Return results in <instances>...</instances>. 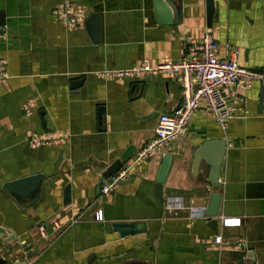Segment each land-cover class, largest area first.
<instances>
[{
	"label": "crops",
	"instance_id": "crops-1",
	"mask_svg": "<svg viewBox=\"0 0 264 264\" xmlns=\"http://www.w3.org/2000/svg\"><path fill=\"white\" fill-rule=\"evenodd\" d=\"M213 1L208 27L207 0H180L179 24L159 22L154 0H0L6 22L0 59L8 63V79L0 85V227L16 237L10 245L0 239V251L11 250L8 264H245L250 251L255 264H264V0ZM67 3L87 13L71 29L54 15ZM92 14L99 15L98 43L85 26ZM207 31L220 58L230 55L227 45L239 48L240 65L258 79L250 89L228 92L234 112L226 128L203 103L186 137L133 167L113 194L98 198L107 168L130 147L131 161L183 95L176 76L97 74L144 61L175 62ZM29 101L36 103L32 116L23 109ZM35 133H59L67 141L32 149L29 136ZM213 140L227 142L219 189L208 183L207 167L193 174L197 149ZM167 154L173 162L160 202L157 179ZM36 175L44 180L34 200L17 202L4 190ZM67 185L72 202L64 206ZM215 192L222 196L217 231L205 216ZM99 210L103 222L95 219ZM230 220L240 224L224 225ZM55 222L61 224L57 231ZM130 223L145 224L146 231L122 237L112 228Z\"/></svg>",
	"mask_w": 264,
	"mask_h": 264
},
{
	"label": "built area",
	"instance_id": "built-area-1",
	"mask_svg": "<svg viewBox=\"0 0 264 264\" xmlns=\"http://www.w3.org/2000/svg\"><path fill=\"white\" fill-rule=\"evenodd\" d=\"M54 15L67 28L71 29L84 22L87 13L84 9L67 3L56 9ZM6 37V27L0 25V38ZM230 55L220 58L219 46L210 32H205L200 42L191 43L183 52L182 57L170 63L151 65L144 61L138 66L126 70L103 71L97 76L101 79H140L145 76L166 74L176 76L180 80L182 101L160 116L154 137L135 154V157L112 178L104 180L101 186V196L108 197L127 180L130 170L148 161L157 151L168 144L187 136L189 124L194 115L204 103L215 122L226 128L227 122L233 117L234 108L227 99L232 87L250 89L258 75L243 68L239 63L240 49L227 45ZM8 79V63L0 59V85ZM236 102H243L236 98ZM36 108L35 101H29L23 109L27 116H32ZM67 141V135L59 133L31 134L29 145L32 149L43 146L57 145ZM196 216H203V213ZM104 212L99 210L95 219L104 221ZM240 220H230L224 225H239ZM61 228L59 222L52 225V230ZM39 233L48 239L46 226L40 225Z\"/></svg>",
	"mask_w": 264,
	"mask_h": 264
},
{
	"label": "water",
	"instance_id": "water-1",
	"mask_svg": "<svg viewBox=\"0 0 264 264\" xmlns=\"http://www.w3.org/2000/svg\"><path fill=\"white\" fill-rule=\"evenodd\" d=\"M156 14L159 17V22H164L165 24H179L183 19V7L180 0H154ZM215 13V3L213 0H207V21L208 27H211V23ZM173 15V19H172ZM5 14L0 13V25H5ZM86 29L91 34L94 43L99 42L100 25H99V15L92 14L85 23ZM83 83L82 81H76L73 83V89L79 88ZM99 123L104 122L105 109L100 108L98 110ZM132 147L127 149L120 159L116 160L112 165H110L107 170L103 173L102 179L100 180L97 187V197L101 196V186L104 180H108L114 177L130 160V157L134 153ZM227 142L225 140H213L205 142L201 147H199L195 153L193 174L198 176L201 168H208L207 181L215 189H219L221 170L223 162L226 156ZM173 162V155L167 154L164 157L163 164L159 177L157 179V189L156 198L162 202L163 201V184L167 178V175L171 169ZM44 176L36 175L21 179L18 181L7 183L4 186V190L9 192L11 196L17 202H25L26 200H34L36 196L40 193L43 184ZM222 196L220 193L215 192L211 195L209 207L205 213L209 221L210 227L215 231L218 229V213L220 209ZM72 202V192L71 185H67L63 191V205L68 206ZM113 230L119 233L122 237L132 236L146 231L145 224H115L113 225ZM0 239L5 245H10L16 242V237L12 233L3 227H0ZM11 254V250L0 251V264H8L5 259ZM255 254L250 251L248 254V259L245 264H255ZM12 264H27L26 262L16 261Z\"/></svg>",
	"mask_w": 264,
	"mask_h": 264
}]
</instances>
